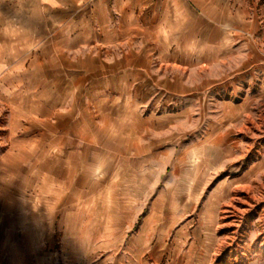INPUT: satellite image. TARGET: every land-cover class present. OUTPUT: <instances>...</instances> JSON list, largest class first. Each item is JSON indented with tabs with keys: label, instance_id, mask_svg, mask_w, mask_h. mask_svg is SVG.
Instances as JSON below:
<instances>
[{
	"label": "crops",
	"instance_id": "0c3cea01",
	"mask_svg": "<svg viewBox=\"0 0 264 264\" xmlns=\"http://www.w3.org/2000/svg\"><path fill=\"white\" fill-rule=\"evenodd\" d=\"M258 28L244 0H0V264H82L101 224L112 232L98 239L125 245L93 264H212L214 237L150 234L139 211L196 104L244 80L194 71L223 65L227 45H256ZM207 126L202 173L237 159L225 180L242 189L244 159Z\"/></svg>",
	"mask_w": 264,
	"mask_h": 264
},
{
	"label": "rangeland",
	"instance_id": "374dc122",
	"mask_svg": "<svg viewBox=\"0 0 264 264\" xmlns=\"http://www.w3.org/2000/svg\"><path fill=\"white\" fill-rule=\"evenodd\" d=\"M244 1L250 16L258 22L256 45H243L238 50L239 45H227L223 65L210 73L194 71L196 81L204 78L217 80L225 76L232 79L240 73H243L244 80L226 92L219 88L210 89L205 101L196 104L192 115L195 124H180V143L176 156H173L178 161H172L166 169L168 162L164 160L161 163L163 176L146 179L148 193L141 201L142 211H139L142 218L146 216L151 220L147 226L150 234L157 232L158 236L170 238L184 228L185 234L190 236L194 233L202 239L209 235L214 237L212 264H264V0ZM245 63L249 66L258 63V67L254 66L246 73L245 70L251 67ZM208 122L211 123L210 133L215 137L232 138L237 155L244 159L240 162L241 171L246 168L242 189H236L232 179L225 180L226 175L240 172L237 159L210 172V175L202 173L207 172V168L200 156L203 146L198 143L208 132ZM193 148L197 152L191 154ZM151 165V173H158L160 163ZM170 171L175 174L168 179ZM197 173L201 177H196ZM116 182L122 185L137 183L133 178H120ZM102 198L104 202H100L98 212L106 215L109 210L103 203L109 200L106 195ZM99 221L101 223L103 219L100 217ZM89 228L91 232L87 234L92 233V240L83 242L82 264L101 262L114 246L125 245L118 240L98 239L112 232L107 225L97 227L98 236H94L96 227ZM137 231V226L131 227L123 231V236Z\"/></svg>",
	"mask_w": 264,
	"mask_h": 264
}]
</instances>
